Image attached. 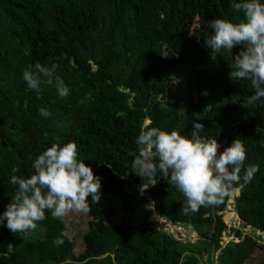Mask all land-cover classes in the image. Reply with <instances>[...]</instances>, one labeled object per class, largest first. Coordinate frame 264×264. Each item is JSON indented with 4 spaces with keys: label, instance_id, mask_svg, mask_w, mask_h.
<instances>
[{
    "label": "trees",
    "instance_id": "16d2710c",
    "mask_svg": "<svg viewBox=\"0 0 264 264\" xmlns=\"http://www.w3.org/2000/svg\"><path fill=\"white\" fill-rule=\"evenodd\" d=\"M238 2L0 0V215L18 187L10 183L11 169L30 178L39 154L68 142L100 177L102 195L115 196L125 213L110 224L114 208L102 198L91 204L89 197L82 250L72 237L77 212L63 221L46 212L30 234L0 225V264H215L218 253L220 264H264V235L250 227L264 233V98L241 107L254 94L250 81L230 77L242 46L222 49L213 60L204 42L213 34L212 20H244ZM36 63L58 66L51 79L64 81L66 98L54 84L42 83L39 92L27 87L22 74ZM41 108L51 115L41 116ZM194 121L221 151L241 139L245 167L259 170L220 204L186 216L183 193L159 172L142 195L145 180L131 171L130 153L142 127L190 138ZM229 199L236 204L230 216ZM148 208L175 236L185 237L181 226L187 225L201 238L185 243L158 229ZM234 221L249 227L236 229ZM62 231L71 238L55 246ZM226 237L233 241L223 247Z\"/></svg>",
    "mask_w": 264,
    "mask_h": 264
},
{
    "label": "clouds",
    "instance_id": "9594fccd",
    "mask_svg": "<svg viewBox=\"0 0 264 264\" xmlns=\"http://www.w3.org/2000/svg\"><path fill=\"white\" fill-rule=\"evenodd\" d=\"M235 9L243 13L244 20L239 23L212 20L209 26L213 34L204 42L211 49L213 60L222 49L232 52L238 45L242 46L230 65V77L250 81L254 94L241 104L247 108L264 98V3L242 0L235 4ZM57 67L36 63L34 69L29 66L24 70L22 79L29 89L37 92L42 83L54 84L58 96L66 98L69 88L64 81L59 77L55 82L51 79ZM41 77L48 79L42 81ZM39 111L44 118L51 115L44 108ZM203 130L204 125L194 121L189 138L175 130L169 133L156 127H142L135 140L137 151L130 153L133 156L131 171L145 180L141 192L156 185L159 172L160 178L170 180L183 193L185 203L181 212L187 216L197 213L201 207L220 204L254 178L259 169L256 165L245 167L247 154L241 139H234L220 151L215 138L201 136ZM33 168L35 171L30 178L15 175L18 168L11 169L10 183L18 187L6 211L0 215V225L13 234L35 231L38 223L47 218L46 212L63 221L73 212L90 213L89 197L91 204H99L101 179L79 159L75 142L63 146L53 144L38 155ZM70 238L68 232L62 231L53 243L62 246L65 239Z\"/></svg>",
    "mask_w": 264,
    "mask_h": 264
},
{
    "label": "rangeland",
    "instance_id": "374dc122",
    "mask_svg": "<svg viewBox=\"0 0 264 264\" xmlns=\"http://www.w3.org/2000/svg\"><path fill=\"white\" fill-rule=\"evenodd\" d=\"M220 151H221V148H220ZM140 192H141V190H140ZM143 192H145V191H143ZM101 198L105 201V203L107 205L113 207L114 208V211H115L114 217H113V219L111 221H109V223L110 224H112V223H118L119 222V219L122 216L125 215V213L120 208L118 199L115 196H112V195H102V193H101ZM229 202H230V199H229ZM234 211L231 210V212L229 213V216ZM73 214H75V213H73ZM148 214H149L150 220L158 227V229H162V230L166 231L169 234H174V232L172 230L164 227L163 225H159L158 222H156L155 220L152 219V215L150 214V209L149 208H148ZM75 215H78V216H74L72 218L71 222L75 226H77V228H75V226L71 223V225L73 226L72 227V237H73V240L75 242H77L78 248H80V250H82L83 249V241L80 239L79 234L81 232H84V231L87 230V228L85 227V223L83 221L87 220L88 216H87V214H81V213H78V214H75ZM79 216H82V218L79 217ZM230 219L232 220V218H230ZM233 224H234V228H236V229H241L242 228L241 227V221H234ZM181 228H182V231L186 233V235H185V237H182L181 235H177L176 236L177 239H181L185 243H187V242L196 243L201 238L200 235H199V233L195 230V228L193 226L183 225V226H181ZM243 232H244V230H243ZM250 232L251 231L249 230L248 234H251ZM257 235H258V233H257ZM227 239H226L227 241L225 240L226 242H228L230 240H233V238H231V239L227 238ZM262 243L264 244V241H262ZM219 255L220 254L218 253L215 256V259H214L215 264H220V261L218 260ZM204 258H205L204 261L207 262L208 261V256H205Z\"/></svg>",
    "mask_w": 264,
    "mask_h": 264
},
{
    "label": "water",
    "instance_id": "95a60500",
    "mask_svg": "<svg viewBox=\"0 0 264 264\" xmlns=\"http://www.w3.org/2000/svg\"><path fill=\"white\" fill-rule=\"evenodd\" d=\"M152 201H153V203H154V205H155V208H156V211L158 212V210H157V206H156V204H155V202H154V200L152 199ZM150 205L151 204H149L148 205V207H150ZM234 210H235V212H236V204H235V208H234ZM150 214L151 215H153L154 214V212L151 210L150 211ZM159 214V213H158ZM239 217V216H238ZM241 227H242V229H245L246 227H249V226H247V224L246 223H244V222H241ZM251 227V229H252V232L253 233H258V235L259 234H261V235H264V233L263 232H261L259 229H257L256 227H253V226H250ZM245 234H247V233H245ZM174 237H176L174 234H172ZM177 238V237H176ZM179 240H181V239H179ZM182 241V240H181ZM231 241H233V240H230V241H228L227 243H225L224 244V246L223 247H225L228 243H230Z\"/></svg>",
    "mask_w": 264,
    "mask_h": 264
},
{
    "label": "built area",
    "instance_id": "2783aa9c",
    "mask_svg": "<svg viewBox=\"0 0 264 264\" xmlns=\"http://www.w3.org/2000/svg\"><path fill=\"white\" fill-rule=\"evenodd\" d=\"M141 193H142V195H145L144 192H141ZM234 208H235V203L232 204V203L229 202V210L234 211ZM237 242H238V240H237Z\"/></svg>",
    "mask_w": 264,
    "mask_h": 264
}]
</instances>
